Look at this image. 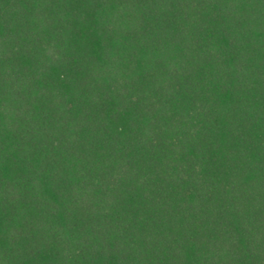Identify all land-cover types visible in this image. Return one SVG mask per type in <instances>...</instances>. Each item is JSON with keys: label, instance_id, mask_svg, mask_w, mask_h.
I'll list each match as a JSON object with an SVG mask.
<instances>
[{"label": "trees", "instance_id": "obj_1", "mask_svg": "<svg viewBox=\"0 0 264 264\" xmlns=\"http://www.w3.org/2000/svg\"><path fill=\"white\" fill-rule=\"evenodd\" d=\"M0 264H264V0H0Z\"/></svg>", "mask_w": 264, "mask_h": 264}]
</instances>
